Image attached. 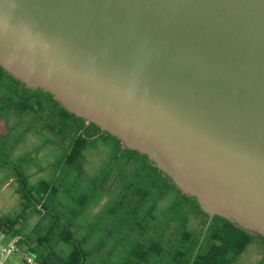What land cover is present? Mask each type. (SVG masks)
Masks as SVG:
<instances>
[{
	"label": "water",
	"instance_id": "95a60500",
	"mask_svg": "<svg viewBox=\"0 0 264 264\" xmlns=\"http://www.w3.org/2000/svg\"><path fill=\"white\" fill-rule=\"evenodd\" d=\"M0 66L264 237V0H0Z\"/></svg>",
	"mask_w": 264,
	"mask_h": 264
},
{
	"label": "trees",
	"instance_id": "16d2710c",
	"mask_svg": "<svg viewBox=\"0 0 264 264\" xmlns=\"http://www.w3.org/2000/svg\"><path fill=\"white\" fill-rule=\"evenodd\" d=\"M0 122L6 153L27 136L42 138L28 157L0 161L10 180L5 186L18 184L25 214L38 218L25 234V218L5 220L0 228L27 242L32 253L25 256L36 264H264V237L220 216L193 261L209 219L197 199L147 155L124 149L120 139L1 66ZM43 147L57 152L55 170L49 180L40 179L39 197L27 204L33 197L26 172ZM42 167L38 173L48 170Z\"/></svg>",
	"mask_w": 264,
	"mask_h": 264
},
{
	"label": "rangeland",
	"instance_id": "374dc122",
	"mask_svg": "<svg viewBox=\"0 0 264 264\" xmlns=\"http://www.w3.org/2000/svg\"><path fill=\"white\" fill-rule=\"evenodd\" d=\"M2 124L3 123L0 122V161H8L9 156H13L15 159L23 156L28 157V152L32 150L34 146H39L42 141L41 137L27 136L25 142L18 144L17 148L13 152L11 149L10 152L8 151L6 153V150L2 147V142L6 139V133L4 132ZM9 141L12 143L14 139L11 137ZM56 155L57 152L51 148L43 147L41 150L36 151V166L28 167L29 169H27L26 172V179L28 181L27 186L33 197L31 198L29 196V200L25 201L27 204L35 203L36 198L39 197V193L44 187L41 184L40 179L49 180L53 175L56 166ZM41 167H46L48 170L38 173ZM3 171L4 170L0 168V226L8 219L16 221L18 219L25 218L26 222L23 224L22 231V234H25L26 231H29L31 227L36 224L38 218H33V216L25 214L26 211L22 206V194L20 193L18 184L16 186L9 184V187H6L5 185H7V182H10V180L8 178V171L6 173ZM29 216L32 217L31 220L27 219ZM17 228L18 226H14L15 230H17ZM18 249L19 250L15 253H7L3 255V258L7 259V264H26L24 257L26 254L30 255V253H32L31 247L27 244V242L19 241Z\"/></svg>",
	"mask_w": 264,
	"mask_h": 264
},
{
	"label": "built area",
	"instance_id": "2783aa9c",
	"mask_svg": "<svg viewBox=\"0 0 264 264\" xmlns=\"http://www.w3.org/2000/svg\"><path fill=\"white\" fill-rule=\"evenodd\" d=\"M20 240V236H14L13 238L6 241L4 238L3 229L0 228V264H7L6 260L3 258L4 254L15 253L19 250L18 243ZM24 260L26 264H36L34 259L31 257L25 256Z\"/></svg>",
	"mask_w": 264,
	"mask_h": 264
},
{
	"label": "crops",
	"instance_id": "0c3cea01",
	"mask_svg": "<svg viewBox=\"0 0 264 264\" xmlns=\"http://www.w3.org/2000/svg\"><path fill=\"white\" fill-rule=\"evenodd\" d=\"M3 233H4V238L6 241H8L9 239L13 238L14 236L11 235V233L9 232V230L6 227H3ZM7 261V259H5Z\"/></svg>",
	"mask_w": 264,
	"mask_h": 264
}]
</instances>
